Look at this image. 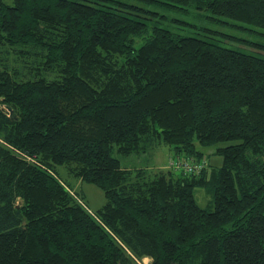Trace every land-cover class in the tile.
<instances>
[{"label":"trees","instance_id":"obj_1","mask_svg":"<svg viewBox=\"0 0 264 264\" xmlns=\"http://www.w3.org/2000/svg\"><path fill=\"white\" fill-rule=\"evenodd\" d=\"M130 2L0 0V264H264V58L147 9L264 29V0Z\"/></svg>","mask_w":264,"mask_h":264},{"label":"rangeland","instance_id":"obj_2","mask_svg":"<svg viewBox=\"0 0 264 264\" xmlns=\"http://www.w3.org/2000/svg\"><path fill=\"white\" fill-rule=\"evenodd\" d=\"M121 1L132 3L130 0ZM147 9L158 12L160 14L158 24L173 33L210 38L222 47L264 58V29L226 17L215 16L213 18L208 12L193 8H187L186 12L156 9L149 6ZM204 152V159L207 163L221 164L222 158L214 153V148H205ZM170 156L167 147L163 146L154 153L153 164L167 167ZM140 158L145 160L144 157H139L137 161L133 158L121 157L120 161L122 165L127 167H137L141 164ZM71 183L73 189L83 197L90 211L94 212L103 205L104 195L98 187L82 182V180L71 181ZM194 196L200 207L212 209L210 189L198 187L194 190ZM78 200L82 203L81 199ZM18 204H20V200ZM136 262L137 264H149L150 259L143 258L136 260Z\"/></svg>","mask_w":264,"mask_h":264},{"label":"built area","instance_id":"obj_3","mask_svg":"<svg viewBox=\"0 0 264 264\" xmlns=\"http://www.w3.org/2000/svg\"><path fill=\"white\" fill-rule=\"evenodd\" d=\"M168 164L171 168L176 170H181L183 173H195L199 172L204 165V161L202 162H192V161H185L179 162L173 159V157L169 158Z\"/></svg>","mask_w":264,"mask_h":264},{"label":"water","instance_id":"obj_4","mask_svg":"<svg viewBox=\"0 0 264 264\" xmlns=\"http://www.w3.org/2000/svg\"><path fill=\"white\" fill-rule=\"evenodd\" d=\"M5 108L7 109V111H8L9 113H12L11 108H9V107H5Z\"/></svg>","mask_w":264,"mask_h":264},{"label":"crops","instance_id":"obj_5","mask_svg":"<svg viewBox=\"0 0 264 264\" xmlns=\"http://www.w3.org/2000/svg\"><path fill=\"white\" fill-rule=\"evenodd\" d=\"M156 166V165H155ZM157 167H163V166H157Z\"/></svg>","mask_w":264,"mask_h":264}]
</instances>
